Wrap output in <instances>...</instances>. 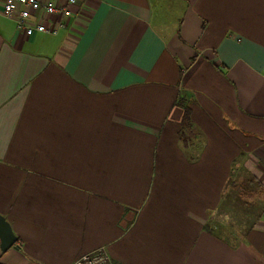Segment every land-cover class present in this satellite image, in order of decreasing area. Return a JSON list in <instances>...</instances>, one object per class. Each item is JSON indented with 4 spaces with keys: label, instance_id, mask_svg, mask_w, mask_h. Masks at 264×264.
I'll use <instances>...</instances> for the list:
<instances>
[{
    "label": "crops",
    "instance_id": "obj_1",
    "mask_svg": "<svg viewBox=\"0 0 264 264\" xmlns=\"http://www.w3.org/2000/svg\"><path fill=\"white\" fill-rule=\"evenodd\" d=\"M4 3L0 214L17 242L0 264L101 248L116 264H264V0H79L32 37ZM250 179L262 207L230 241L210 222Z\"/></svg>",
    "mask_w": 264,
    "mask_h": 264
},
{
    "label": "built area",
    "instance_id": "obj_2",
    "mask_svg": "<svg viewBox=\"0 0 264 264\" xmlns=\"http://www.w3.org/2000/svg\"><path fill=\"white\" fill-rule=\"evenodd\" d=\"M79 0H5L4 15L14 20L16 32L27 37L36 34H56L66 25L63 19L73 20ZM47 23L55 27L50 29ZM264 74V69H263ZM72 264H116L104 249L85 253Z\"/></svg>",
    "mask_w": 264,
    "mask_h": 264
},
{
    "label": "rangeland",
    "instance_id": "obj_3",
    "mask_svg": "<svg viewBox=\"0 0 264 264\" xmlns=\"http://www.w3.org/2000/svg\"><path fill=\"white\" fill-rule=\"evenodd\" d=\"M257 194L260 195L256 197ZM262 195L261 181L250 179L238 185L229 183L218 209L219 214L212 219L211 226L230 241H237L241 231H245L250 224L248 220L260 212Z\"/></svg>",
    "mask_w": 264,
    "mask_h": 264
},
{
    "label": "water",
    "instance_id": "obj_4",
    "mask_svg": "<svg viewBox=\"0 0 264 264\" xmlns=\"http://www.w3.org/2000/svg\"><path fill=\"white\" fill-rule=\"evenodd\" d=\"M17 242L15 235L13 234L9 223L0 214V249L2 252H6L10 248L14 247Z\"/></svg>",
    "mask_w": 264,
    "mask_h": 264
},
{
    "label": "trees",
    "instance_id": "obj_5",
    "mask_svg": "<svg viewBox=\"0 0 264 264\" xmlns=\"http://www.w3.org/2000/svg\"><path fill=\"white\" fill-rule=\"evenodd\" d=\"M179 105H180V107L183 110V117H182V121H181V128L183 130L181 131V134H180V135L183 136L184 135V129L186 127H188L189 123H190L191 110H190V108L188 106H186L184 104V101H183L182 98L179 99Z\"/></svg>",
    "mask_w": 264,
    "mask_h": 264
}]
</instances>
